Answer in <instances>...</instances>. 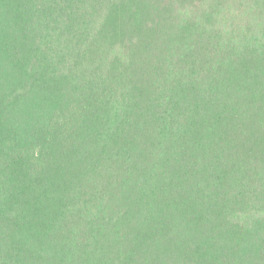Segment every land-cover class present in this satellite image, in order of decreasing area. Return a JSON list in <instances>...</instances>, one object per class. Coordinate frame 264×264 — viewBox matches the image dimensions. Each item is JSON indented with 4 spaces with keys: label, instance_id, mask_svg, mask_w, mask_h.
I'll list each match as a JSON object with an SVG mask.
<instances>
[{
    "label": "trees",
    "instance_id": "obj_1",
    "mask_svg": "<svg viewBox=\"0 0 264 264\" xmlns=\"http://www.w3.org/2000/svg\"><path fill=\"white\" fill-rule=\"evenodd\" d=\"M0 264H264V0H0Z\"/></svg>",
    "mask_w": 264,
    "mask_h": 264
}]
</instances>
